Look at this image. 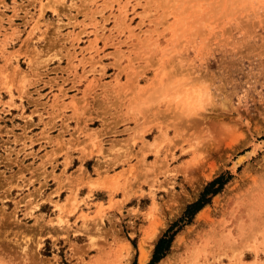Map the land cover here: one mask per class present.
Masks as SVG:
<instances>
[{"label": "rangeland", "instance_id": "rangeland-1", "mask_svg": "<svg viewBox=\"0 0 264 264\" xmlns=\"http://www.w3.org/2000/svg\"><path fill=\"white\" fill-rule=\"evenodd\" d=\"M85 1L93 2L84 7ZM128 1L0 0V259L264 264V219L246 222L245 213L250 203H264V187L256 189L264 186V0L244 15L190 29L196 37L188 32L181 39L174 62V53L152 63L144 55L128 59L123 45L125 57L116 63L111 53L120 38L144 37L161 12L162 0L148 12L146 0ZM121 10L127 19L119 33L115 16ZM159 43L165 45L164 37ZM167 61L187 72L175 73ZM118 74L121 94L106 96ZM183 106L190 108L184 113ZM218 178L222 188L175 229L164 256L153 263L159 240ZM249 189L252 201L244 195ZM140 249L147 252L144 261Z\"/></svg>", "mask_w": 264, "mask_h": 264}, {"label": "bare ground", "instance_id": "bare-ground-1", "mask_svg": "<svg viewBox=\"0 0 264 264\" xmlns=\"http://www.w3.org/2000/svg\"><path fill=\"white\" fill-rule=\"evenodd\" d=\"M57 2L58 1H60V0H56ZM130 1V0H129ZM128 1V2H129ZM137 1V0H136ZM147 1V2H146ZM145 1V4H146V6L144 7V5H142L143 7H144V11H147V10H149V11H155V9H154V7H156L155 6V4L154 3H156V2H159V1H150V0H146ZM255 1H257V3H258V0H162V2H159V6H158V8L161 10V12L158 14V15H155V17L154 18H152L153 20L152 21H150V23H152L151 24V27H150V30H148V34L147 35H145L144 37H142L140 34H138L136 37H135V34H133L132 35V38L131 37H129V38H131V39H129L130 41L128 42V39L127 38H125L124 40H121L122 38H120V40L117 42V47L115 48V51L114 52H112L111 53V55L113 56L114 55V57L115 56H118L117 57V59L115 60V62L116 63H120L121 62V59L123 60L124 59V57H125V54L124 55H121L120 56V54H122L123 53V45H125L126 47H127V50L129 51V54L126 56L128 59H132V58H136L137 59V57H139V59L141 58V56L142 55H144L145 57H146V59L148 60V62H155V61H157V59H160L161 57H163V56H165V58H167V56H168V58H172V57H170L172 54L171 53H174V52H179L180 50V46H182V45H180V41H181V39L184 37V36H186L187 34H189V36H187V37H190L191 38V34H192V32H190V29H193V28H195L196 26H201V25H204L205 26V23H207V22H209L208 23V25H212L213 23H217V22H219V21H222L223 19H225V18H231L232 16L231 15H236L237 16V14H243V10H246V9H248V7L250 8V7H252L253 6V3L255 2ZM261 1V0H260ZM263 1V0H262ZM57 2H56V4H57ZM86 3H87V1H85ZM90 2H93V1H89L87 4L88 5H84V7H89V3ZM61 2H59V4H60ZM81 3H83V2H81ZM55 4V5H56ZM58 4V5H59ZM65 3L63 2V5H64ZM74 4V3H73ZM84 4V3H83ZM112 4V3H111ZM43 5V6H42ZM41 5V7H44V9H46V8H49L50 6L51 7H53V5L51 4V5H49V7H45L44 6V4H42ZM81 5V4H80ZM141 5V4H140ZM154 5V6H153ZM250 5V6H249ZM61 6V5H60ZM60 6H58L59 8H60ZM81 6H83V5H81ZM65 7H66V5H65ZM70 7H71V5H70ZM80 7V6H79ZM146 7H147V9H146ZM256 7V6H255ZM126 8V7H125ZM157 8V7H156ZM257 8V7H256ZM42 9L43 8H40V16L41 15H43V14H41V12H42ZM61 10V9H60ZM78 10H79V8H78ZM83 10H86V9H83ZM88 10H90L89 8H88ZM103 10V9H102ZM242 10V11H241ZM249 11H251L250 9H248ZM80 11V10H79ZM100 11H101V9H100ZM242 13H241V12ZM45 12V11H44ZM60 12V11H59ZM84 12V11H83ZM93 13L95 12L94 10L92 11ZM148 12V11H147ZM43 13V12H42ZM80 13V12H79ZM96 13H100V12H98V11H96ZM103 13V11H101V14ZM151 13V12H150ZM237 13V14H236ZM252 13V12H251ZM258 12H257V10H256V14H257ZM261 14H262V12H260ZM67 14V13H66ZM83 14V13H82ZM138 14V13H137ZM87 14H85V16H86ZM123 15V13H122V10L119 12V14L117 15V16H115V18H116V23H115V25H119L120 26V28H118V32L120 33L121 32V30L120 29H123V27H121L122 25H124V21L127 19V17L126 16H122ZM127 15V14H126ZM239 15V17L240 18H242V16H240ZM244 15V14H243ZM259 15V14H258ZM95 16V15H94ZM151 17H152V15H150ZM169 16H172V17H174V19L172 20V21H170V19H169ZM236 16H233V17H235L236 18ZM93 17V16H92ZM107 17V16H106ZM105 17V18H106ZM245 17V16H244ZM86 18V17H85ZM246 18V17H245ZM238 19V18H237ZM243 19V18H242ZM263 19H264V17H263ZM226 20V19H225ZM106 21H108V18H107V20ZM237 21V20H236ZM250 21V20H249ZM255 21H257V20H255ZM260 21V20H259ZM226 22V21H225ZM225 22H224V24H225ZM227 22H231L230 20L229 21H227ZM245 22V21H244ZM258 22V21H257ZM253 23V22H252ZM252 23H250V24H252ZM96 24V23H95ZM129 24V23H128ZM127 24V25H128ZM198 24V25H197ZM249 24V25H250ZM192 25V26H191ZM238 25H240V23L238 24ZM237 25V26H238ZM248 25V24H247ZM253 25V24H252ZM216 26H218V25H215V27ZM234 26V25H233ZM242 25H240V27H241ZM32 27H35V26H32ZM202 27V26H201ZM215 27L213 28V29H215ZM250 27H251V25H250ZM217 28H219V27H217ZM251 29V28H250ZM263 29H264V26H263ZM194 30V29H193ZM234 30V29H233ZM255 30V29H254ZM222 31V30H221ZM220 31V32H221ZM168 32H170V34H168L167 35V33ZM189 32V33H188ZM201 32V31H200ZM199 32V33H200ZM207 33V32H206ZM204 34V33H203ZM97 35V34H96ZM191 35V36H190ZM195 35V37H196V34H194ZM194 35H193V37H194ZM239 35V34H238ZM98 36H99V34H98ZM164 37V43H165V45H161V43H159V37ZM200 36V35H199ZM202 37H200L201 39L202 38H204V39H206L203 35H201ZM207 36H208V34H207ZM250 36V35H249ZM193 37L191 38V39H193ZM229 37H230V35H229ZM189 39V38H188ZM97 39H95L93 42H95ZM203 40V39H202ZM211 41H213L212 39H210ZM210 40H208L209 42L208 43H210L211 41ZM221 40L222 41H225V40H223V38H221ZM220 40V41H221ZM228 40V42H229V39H227ZM226 40V41H227ZM231 40V39H230ZM182 41H185L184 39L182 40ZM189 41V40H188ZM188 41H186V42H188ZM216 41V40H215ZM235 41V40H234ZM92 42V43H93ZM114 42V41H113ZM231 42V41H230ZM229 42V43H230ZM237 42V41H236ZM115 43V42H114ZM182 43V42H181ZM185 43V42H184ZM189 43H191L192 44V42L190 41ZM239 43H241V41L239 42ZM52 44V43H51ZM202 44H203V42H202ZM228 44V43H227ZM226 44V45H227ZM264 44V43H263ZM111 45H113V43L111 44ZM203 46V45H202ZM202 46L200 47V48H202ZM209 46V45H208ZM214 46V45H213ZM264 47V46H263ZM193 48V47H192ZM262 48V47H261ZM127 50H125V51H127ZM210 50V49H209ZM262 51V50H261ZM198 53V52H197ZM176 53H174L172 56H173V59H170L171 61H173L174 62V59H176V57L174 56ZM263 54V53H262ZM176 56H177V54H176ZM202 56V55H201ZM175 57V58H174ZM178 57V56H177ZM181 58V57H180ZM177 61H178V59H177ZM148 62H146V63H148ZM169 61H167V63H168ZM176 62V61H175ZM165 63V62H164ZM167 63H166V65H167ZM171 64H173L172 62H170ZM177 63V62H176ZM169 64V63H168ZM171 64H169L170 66L169 67H171ZM190 64V63H189ZM188 64V65H189ZM174 65V64H173ZM172 65V69L173 70H175L174 69V66ZM176 65H178V64H175V67H176ZM168 66V65H167ZM188 67V66H187ZM17 68V67H16ZM165 67L163 66V68L162 69H164ZM171 68H169L170 70H171V72H170V74L172 73V69ZM178 68V67H177ZM176 68V69H177ZM189 69V71H191L190 70V68H188ZM180 71H181V73L183 72H187V70L185 69V71H182L181 69H179ZM179 70L177 71V70H175V73H176V71L177 72H179ZM20 70H17V72H19ZM120 72L122 71V70H119ZM188 71V73H190ZM174 72V71H173ZM180 73V72H179ZM178 74V73H177ZM186 74V73H185ZM25 74H22L21 75V77H20V83L17 85V86H19V88H20V90H23V89H25V87H22V83H23V86H24V83L26 82V79L24 78V77H22V76H24ZM181 75V74H180ZM129 80V79H128ZM115 84H114V86L116 87V88H112V84H103V83H101V84H103L102 86H103V88H112V89H110V91L109 90H107L108 92H107V94H105L106 96H108V95H113L114 97L118 94V93H120L121 94V92L122 91H120V88L118 87V84L119 83H122V81H120V76H119V74L115 77ZM159 83H161V81H162V79H159ZM92 84H94V81H92ZM9 86V85H8ZM89 86L90 87H92L93 85H91V84H89ZM152 87H154V86H151V87H146V90L147 89H149V88H152ZM161 91H162V88L160 89ZM143 91V90H142ZM152 92H150L152 95L153 94H155L156 93V89H153V90H151ZM144 92V91H143ZM192 92L194 93V91H191L190 92V95L192 94ZM186 93V92H185ZM202 93V92H201ZM189 94V93H188ZM187 94V95H188ZM200 94V93H199ZM198 94V95H199ZM203 94V93H202ZM212 94V93H211ZM139 95H141V94H139ZM144 95V94H143ZM176 95H177V93H176ZM193 95V94H192ZM197 95V94H196ZM197 95V96H198ZM209 95H210V93H209ZM156 96V95H155ZM193 96H195V95H193ZM197 96H195V97H197ZM203 96V95H202ZM202 96H198V98L200 97H202ZM174 97H176V96H174ZM181 98L179 95L176 97V98ZM210 97V96H209ZM189 98V97H188ZM208 98V97H207ZM190 99V98H189ZM210 99V98H209ZM208 99V100H209ZM96 100V99H95ZM198 100H200V99H198ZM211 100V99H210ZM100 100H98V102H99ZM102 101V100H101ZM100 101V102H101ZM189 101V100H188ZM201 101V100H200ZM97 102V101H96ZM172 102L173 101H169V103L168 104H172ZM180 103V102H179ZM182 103V102H181ZM167 104V105H168ZM108 105V104H107ZM102 106H103V104H102ZM113 105L112 104H110V108H109V106H107L109 109H111V107H112ZM169 106V105H168ZM173 106V105H172ZM171 106V107H172ZM114 107V106H113ZM189 106H187L186 108H188ZM200 107V106H199ZM116 108V107H115ZM180 108V107H179ZM179 108H178V110H179ZM185 108V106H183L182 107V110H184V113H185V111L187 110L188 111V109H186ZM190 108V107H189ZM109 109H107V110H109ZM103 110L104 111H106L104 108H103ZM172 110H174V108L172 109ZM172 110H170V112L172 111ZM177 110V109H176ZM164 113H166V112H164ZM170 114V113H169ZM171 114L172 115H174L175 117L176 116H179L180 114H182V113H180V112H171ZM183 115H185V114H183ZM183 115H181V116H183ZM164 116V115H163ZM174 117V118H175ZM180 117V116H179ZM178 117V118H179ZM180 122H181V120H180ZM182 122H184L183 120H182ZM101 133V132H100ZM99 133V134H100ZM91 134V133H90ZM102 134V133H101ZM209 134V133H208ZM93 135H96V132H94L93 134H91L90 135V137L92 136L93 137ZM163 136V135H162ZM164 136H165V134H164ZM179 136V135H178ZM209 136H210V134H209ZM92 137L90 138V139H92ZM158 138L160 137V136H157ZM95 139H96V137H94ZM93 138V140H95ZM102 138V137H101ZM165 138V137H164ZM155 139V138H154ZM92 140V141H93ZM162 140V139H161ZM160 140V141H161ZM244 140V139H243ZM90 141V140H89ZM92 141H90V142H92ZM156 141H157V139L155 140V142L154 143H156ZM242 142V141H241ZM89 143V142H88ZM87 143V144H88ZM93 143V142H92ZM151 143V142H150ZM149 143V144H150ZM153 143V145H154V147L155 148H157L156 146L158 145V144H154ZM157 143H158V141H157ZM98 144V143H97ZM94 145H96V143L94 144ZM152 144H151V146H153ZM156 145V146H155ZM239 145H240V143H239ZM89 146H90V143H89ZM92 146V145H91ZM263 146V145H262ZM154 148V149H155ZM119 149V148H118ZM117 149V150H118ZM82 150V149H81ZM117 150H115L116 152H117ZM84 151H86V149L84 150ZM95 151H97V150H95ZM114 151V152H115ZM85 153H91V151L89 152H85ZM84 153V154H85ZM118 153V152H117ZM83 154H81V156H82ZM83 156H85V155H83ZM243 156V155H242ZM86 158V157H85ZM115 158H117V157H115ZM193 160H195V159H197V158H192ZM237 159V158H236ZM236 159H235V161H236ZM245 159V158H244ZM83 160V159H82ZM199 160V161H198ZM197 160V162H195L196 164H198V162H200V159H198ZM246 160V159H245ZM238 161V160H237ZM85 162V161H84ZM191 163V162H190ZM201 163V162H200ZM240 164H241V162H240ZM99 165V164H98ZM97 165V166H98ZM80 166H82V165H80ZM101 166V165H100ZM99 166V167H100ZM103 166V165H102ZM98 167V168H99ZM100 168H102V167H100ZM99 168V169H100ZM85 169V168H84ZM108 169V168H107ZM233 169V168H232ZM231 169V170H232ZM82 170V169H81ZM84 171V170H83ZM83 171H82V173H83ZM108 171V170H107ZM234 172V171H233ZM115 174V173H114ZM114 174H113V177H114ZM81 175L82 174H79V175H77V176H80L81 177ZM108 176H110L111 177V175H108ZM106 177V175H104V178ZM111 178L112 179V181L114 182V181H116V179L117 178ZM78 178V177H77ZM79 179V178H78ZM77 179V180H78ZM114 179V180H113ZM76 180V179H75ZM85 180V179H84ZM118 180V179H117ZM264 181V180H263ZM117 182V181H116ZM115 182V183H116ZM261 183H263V185H264V182H262V181H260ZM260 182H258L257 180L255 181V184H259ZM254 184V183H253ZM252 184V185H253ZM258 184L256 185V186H258ZM254 186V185H253ZM256 186H254V187H256ZM260 187H264V186H262L261 184L258 186V188H256L257 190L258 189H260ZM232 189V188H231ZM255 189V190H256ZM256 190V191H257ZM251 192V190L249 189L248 190V192ZM249 192V193H250ZM253 192H254V190H253ZM253 192H251V193H253ZM248 194V193H245L244 195H246V197L247 198H249V200H250V197H248L249 195H253V194ZM261 194V193H260ZM264 194V193H263ZM232 195V194H231ZM240 196V195H239ZM261 197V196H260ZM263 197V196H262ZM237 198V197H236ZM218 199V198H217ZM263 199V198H262ZM242 200V199H241ZM256 200H260V199H258V198H256ZM217 201V200H216ZM237 201V200H236ZM250 201H252V200H250ZM234 204H236V203H234ZM251 204V207H249L250 208V210L249 209H247L246 211H245V213H246V222H250L251 220H258V223L257 224H261V222L263 221V219H264V203L260 200V201H256L255 203H250ZM233 207V206H232ZM220 208V207H219ZM203 212H201V213H204V209L202 210ZM209 212V211H208ZM207 213V212H206ZM209 214V213H208ZM231 214V213H230ZM204 215L206 216V214L204 213ZM14 216H15V214H14ZM200 216V215H199ZM202 216H203V214H202ZM201 216V218H203ZM241 216V215H240ZM13 218H15V217H13ZM200 218V217H199ZM205 218V217H204ZM201 220V219H200ZM207 220V219H206ZM244 220V219H243ZM221 221V220H220ZM220 221H218L217 222V224H220ZM222 223H224V222H222ZM225 223H227V222H225ZM225 223H224V225H225ZM254 223V222H253ZM252 223V224H253ZM37 227H39V230H41L42 228H41V225L39 224V222H36V224H35ZM242 225L243 224H241V227H242ZM216 226H219V225H216ZM222 226H223V224H222ZM246 225H244V227H245ZM253 226V225H252ZM252 226H251V228H252ZM247 228H249V226L247 227ZM255 228H256V226H255ZM258 228V227H257ZM214 229V228H213ZM246 229V228H245ZM251 230H255V229H251ZM246 232H247V229L245 230ZM156 231H153L151 234L153 235V233H154V235L153 236H151V235H149V237L151 236V237H153V238H155L154 236H156L155 233ZM249 233L250 234H252L253 232H251V231H249ZM227 235V234H226ZM249 235V234H248ZM264 235V234H263ZM228 236V235H227ZM148 237V238H149ZM151 237H150V239H151ZM157 237V236H156ZM247 237V236H246ZM245 237V238H246ZM183 238V237H182ZM181 238V239H182ZM223 238V237H222ZM226 238V237H225ZM232 238H233V236H232ZM149 239V240H150ZM227 239V238H226ZM243 239V238H242ZM224 240V239H223ZM229 241V240H228ZM225 242V241H224ZM232 242V241H231ZM233 242H235V240L233 241ZM143 243H144V240H143ZM177 243H179V242H177ZM229 243V242H228ZM35 244H36V246L38 247V246H40L41 245V243H40V240L38 241V242H35ZM225 244H227V243H225ZM28 245H29V243H28ZM142 245V247H143V244H141ZM178 245V244H177ZM180 245V244H179ZM141 247V246H140ZM26 249H24L23 248V251H24V254L26 255V257H28L29 258V253H28V247H25ZM219 248V247H218ZM230 248V247H229ZM142 249V248H141ZM141 249H140V251H141ZM145 249H143L140 253H141V255L139 256V258H141V259H139V260H142L143 259V261H144V259H145V256L147 255V252L146 251H144ZM219 250H220V248H219ZM221 251V250H220ZM146 252V253H145ZM224 252V251H223ZM223 252H221V253H223ZM35 253H33V255H34ZM217 254H219L218 252H217ZM243 255V254H242ZM147 257V256H146ZM28 258H25V260H27ZM165 260H167V259H165ZM143 261H141V262H143ZM167 262V261H166ZM262 262V261H261ZM0 263H3V264H11V261H9V260H5V259H0ZM242 263V262H241ZM256 264V263H255ZM257 264H258V262H257ZM263 264V263H262Z\"/></svg>", "mask_w": 264, "mask_h": 264}, {"label": "trees", "instance_id": "trees-1", "mask_svg": "<svg viewBox=\"0 0 264 264\" xmlns=\"http://www.w3.org/2000/svg\"><path fill=\"white\" fill-rule=\"evenodd\" d=\"M223 181V178H218L208 184V186L201 194L200 198L195 203L187 207L183 217L179 221H177L159 240L152 260L153 263L158 262L164 256L167 248L169 247V244L171 243L174 235L177 232L175 231V229L178 228L179 231L183 225L189 223L193 216L209 202L208 196L211 194H216L222 188V186L224 185Z\"/></svg>", "mask_w": 264, "mask_h": 264}]
</instances>
